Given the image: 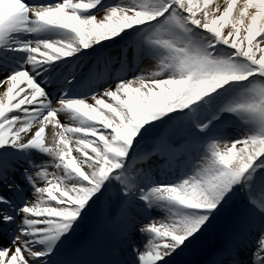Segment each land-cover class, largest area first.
I'll return each instance as SVG.
<instances>
[{"label":"snow or ice","instance_id":"snow-or-ice-1","mask_svg":"<svg viewBox=\"0 0 264 264\" xmlns=\"http://www.w3.org/2000/svg\"><path fill=\"white\" fill-rule=\"evenodd\" d=\"M0 264H264V0H0Z\"/></svg>","mask_w":264,"mask_h":264}]
</instances>
